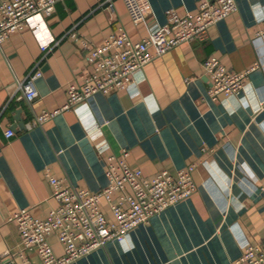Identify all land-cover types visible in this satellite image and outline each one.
Wrapping results in <instances>:
<instances>
[{"label":"crops","instance_id":"1","mask_svg":"<svg viewBox=\"0 0 264 264\" xmlns=\"http://www.w3.org/2000/svg\"><path fill=\"white\" fill-rule=\"evenodd\" d=\"M202 1L141 0L146 19L137 24L123 0H112V7L108 0H59L48 18L59 44L42 51L24 29L0 47V263L24 264L10 218L28 208L44 219L57 206L48 174L98 191L108 184V159L123 149L130 166L149 179L194 164L197 190L123 241L70 264H234L247 243L264 239V0H237L238 10L212 25L206 38L182 43L137 71L131 91L98 93L79 111L37 123L42 112L67 103L69 84L87 67L70 31L101 46L123 26L141 40L166 22L168 9L193 15ZM213 56L229 69L257 67L241 91L213 100L204 67ZM37 69L38 97L19 99L17 80ZM50 242L61 255L57 236ZM28 254L42 264L36 251Z\"/></svg>","mask_w":264,"mask_h":264},{"label":"built area","instance_id":"2","mask_svg":"<svg viewBox=\"0 0 264 264\" xmlns=\"http://www.w3.org/2000/svg\"><path fill=\"white\" fill-rule=\"evenodd\" d=\"M59 0H0V47L12 33L30 29L38 39L42 51L59 44L50 31L48 18L54 13ZM112 7V0H108ZM131 19L139 24L146 15L141 0H123ZM237 0H204L195 14H179L174 8L167 10V20L141 40H133L123 26L106 37L101 46L93 45L76 31L72 38L80 41L85 51L87 67L80 79L68 87L67 103L54 111H44L37 117L42 124L65 110L79 111L98 93L131 91L137 71L166 52L185 42L204 39L209 28L238 10ZM211 77L208 94L213 100L241 91L250 73L227 68L218 57L204 61ZM40 70L17 80L18 98L36 99V84ZM34 124H29L32 127ZM8 137L14 130L6 132ZM107 148V147H106ZM130 152L123 149L112 155L105 167L108 184L98 191L71 187L61 177L48 174L52 195L57 206L46 218L35 217L28 208H22L10 220L17 223L20 233L19 256L24 264H34L28 252L36 251L42 264H70L90 252L105 247L112 241H123L138 225L153 216L189 198L196 190L193 172L195 165L181 169L177 174L161 171L149 179L142 169L130 166ZM264 193V186H262ZM109 209L112 218L107 215ZM56 235L63 248L58 255L50 237ZM264 263V239L247 243L234 264Z\"/></svg>","mask_w":264,"mask_h":264},{"label":"water","instance_id":"3","mask_svg":"<svg viewBox=\"0 0 264 264\" xmlns=\"http://www.w3.org/2000/svg\"><path fill=\"white\" fill-rule=\"evenodd\" d=\"M17 113H19V111H17ZM17 119L20 121L19 125L24 128L25 127V124H26L25 121L24 120H21L20 117H17ZM0 264H14V263H12L9 260H6V261H4V262H2Z\"/></svg>","mask_w":264,"mask_h":264}]
</instances>
